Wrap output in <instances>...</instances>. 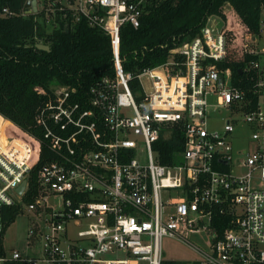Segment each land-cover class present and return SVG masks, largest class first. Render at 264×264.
Instances as JSON below:
<instances>
[{"label":"built area","instance_id":"1","mask_svg":"<svg viewBox=\"0 0 264 264\" xmlns=\"http://www.w3.org/2000/svg\"><path fill=\"white\" fill-rule=\"evenodd\" d=\"M145 3L36 0L35 9L21 12L102 30L112 47L113 76L96 79L86 99L75 95V86H56L37 109L35 121L53 156L38 169L33 190L32 145L7 133L9 119L0 113V264H161L164 237L196 250L194 264H264V44H258L264 23L243 41L244 52L255 56L246 66L255 73L250 97L221 65L226 39L216 15L173 47L168 60L142 69L134 92L132 74L122 69L120 35L125 24L139 26ZM14 14L8 7L0 13ZM219 108L227 117L221 128H209V109ZM242 125L252 148L232 145L234 128ZM178 131L182 149L163 164L154 143ZM51 196L60 209L49 204ZM13 206L34 213L28 235L30 244L42 241L39 255L4 248V208ZM215 213L231 217L221 237ZM120 250L123 258H101Z\"/></svg>","mask_w":264,"mask_h":264},{"label":"trees","instance_id":"2","mask_svg":"<svg viewBox=\"0 0 264 264\" xmlns=\"http://www.w3.org/2000/svg\"><path fill=\"white\" fill-rule=\"evenodd\" d=\"M27 0H0L14 15H0V113L9 119L6 131L32 145L29 185L37 187V171L53 156L35 121L37 109L56 86L76 87L75 95L87 98L89 86L101 76H113V54L109 37L85 21L69 23L60 15L47 22L40 13L22 15ZM228 8V9H227ZM264 0H146L140 24L121 29L119 55L122 69L132 74L131 89H139L137 74L168 60L170 50L191 39L211 15L222 20L226 56L221 62L231 70V79L248 97L255 73L246 66L255 56L243 50L244 37L259 32ZM47 45L48 50L37 47ZM181 60L178 53L174 54ZM42 87L39 94L35 87ZM30 134L36 137L30 136ZM182 134L160 137L154 143L157 159L168 164L182 149ZM26 199H30L28 195ZM5 228L18 214L16 206L4 208ZM231 217L215 213L218 237L229 227ZM5 264H14L6 262ZM161 264H181L164 259Z\"/></svg>","mask_w":264,"mask_h":264},{"label":"rangeland","instance_id":"3","mask_svg":"<svg viewBox=\"0 0 264 264\" xmlns=\"http://www.w3.org/2000/svg\"><path fill=\"white\" fill-rule=\"evenodd\" d=\"M262 19H264V10H262ZM258 44H264V33L258 37ZM227 117V112L223 108L218 110L209 109L208 125L209 128H221L223 120ZM253 140L250 137L249 128L245 125L235 126L233 131L232 145L237 148H252ZM256 183H258L256 181ZM49 204L54 209H60L62 204L59 198L49 197ZM34 219L32 211L24 210L18 213L13 221L5 228L2 242L8 253L13 249L18 250L22 256L39 255L42 248V241L35 240L30 244V237L28 235L29 228ZM40 228L44 230V225L40 220ZM192 241L197 245H202V239L197 235L191 236ZM162 257L163 259H174L180 261L181 264H194V260L199 257V253L185 242L175 238L164 237L161 241ZM125 253L123 251H116L114 253L108 252L101 255V258H123Z\"/></svg>","mask_w":264,"mask_h":264},{"label":"water","instance_id":"4","mask_svg":"<svg viewBox=\"0 0 264 264\" xmlns=\"http://www.w3.org/2000/svg\"><path fill=\"white\" fill-rule=\"evenodd\" d=\"M30 5H31V7H33V9H35L36 8V0H31V2L30 1L26 2L27 7ZM37 47L42 48V49H46V50L49 49V47L47 45H44V44H37ZM24 185H25V181L21 184V186L19 187V190H21L24 187Z\"/></svg>","mask_w":264,"mask_h":264},{"label":"crops","instance_id":"5","mask_svg":"<svg viewBox=\"0 0 264 264\" xmlns=\"http://www.w3.org/2000/svg\"><path fill=\"white\" fill-rule=\"evenodd\" d=\"M262 23H264V19H262V14H261V19H260V22H259V28H260V26H261Z\"/></svg>","mask_w":264,"mask_h":264}]
</instances>
